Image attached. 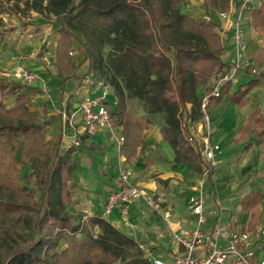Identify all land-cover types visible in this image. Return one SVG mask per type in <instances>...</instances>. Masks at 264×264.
Instances as JSON below:
<instances>
[{"label": "trees", "instance_id": "obj_1", "mask_svg": "<svg viewBox=\"0 0 264 264\" xmlns=\"http://www.w3.org/2000/svg\"><path fill=\"white\" fill-rule=\"evenodd\" d=\"M1 2L9 7L10 2L15 6L21 0H0V6ZM185 2L79 0L75 5L73 0H48L44 5V0H34L31 10L59 21L55 63L63 89L84 75L77 68L78 54L83 52L86 73L111 86L113 102L108 99L104 105L112 126L121 127L124 137L119 156L129 163L141 156L151 164L152 147L144 132L152 125L150 116L160 115L159 132L174 150L173 161L186 174L202 175L206 160L188 140L189 129L204 120L202 99L210 95V115L223 101L244 107L250 103L251 92L264 86V71L235 92L231 93L232 82L225 81L218 96L210 94L217 77L227 71V62L221 58L226 43L219 39L218 23L189 14L183 8ZM206 5L224 12L230 0H207ZM248 12L251 27L264 35V3L251 6ZM6 86L0 84L3 97ZM13 86L20 90L13 105L0 101V264H151L141 244L102 215L82 213L81 221H72L68 205L78 166L74 147L64 153L50 150L52 141L45 136L49 121L28 107L31 87L21 81ZM131 100L141 102L144 112L137 113ZM252 131L264 146L260 108L244 119L234 143L245 142V150H250ZM261 178L264 181V174ZM262 188L250 189L234 205L237 216L242 211L250 213V228L264 200V184ZM26 230L34 231V240L28 241ZM17 239L23 245H14Z\"/></svg>", "mask_w": 264, "mask_h": 264}, {"label": "crops", "instance_id": "obj_2", "mask_svg": "<svg viewBox=\"0 0 264 264\" xmlns=\"http://www.w3.org/2000/svg\"><path fill=\"white\" fill-rule=\"evenodd\" d=\"M206 2L207 0H186L183 8L195 17L207 20L213 19L218 23L219 37H221L222 43H226L223 59L227 62L228 69L234 60L235 43L231 38L232 33L224 31V18L221 17L220 11L207 6ZM262 3H264V0H259L251 6H259ZM230 7L229 9H231ZM28 13H30L28 18L11 19V22L6 18L10 28L5 25L4 27L9 29L0 32V84L7 85L2 92L4 97L0 94V101L3 100L5 104L11 106L16 95L19 94L20 90L15 88L13 84L20 81L9 75L13 68L22 65L29 71L39 74V80L28 84L32 89L30 92L32 98H29L28 107L33 111H37L42 120L49 121L47 126L49 130L46 136L49 141H52L51 150L53 152L60 151L64 153L68 147H74V158L78 166L73 173L74 181L71 183V189L79 193L80 204L84 205V208L83 206H79V208L84 210L85 212H83L87 216L103 215L109 191L118 186L119 161L124 157L119 156L118 148L115 147L107 131H98L94 135H88L84 132L80 115L76 114L77 105L82 96L87 94L93 96L97 93L94 85L91 86L86 82V79L91 75L84 73L81 78L72 79L65 85L64 89L62 88L63 82L61 78L57 77L55 63L56 45L59 39L57 32L59 21L45 18L34 9L28 10ZM240 22L245 30V43L252 59V55L258 52L257 49L261 45L264 47V35L251 27V17L248 11L243 13ZM33 28H42L46 38L37 41L34 34L31 33ZM49 32L52 34L50 37H48ZM47 37L50 38V42ZM77 44L78 41L75 42V46ZM79 56L80 61L87 60L86 53H80L78 58ZM252 62L255 65L257 64L258 70L263 69L264 64L262 66L258 60L252 59ZM80 67V63L77 62V68ZM78 74H80L79 71ZM258 74L259 72L252 74L248 68L238 70L235 74V80L231 84V93L235 92L239 85L246 87V84ZM111 95L113 99V90ZM257 108L264 112L263 84L251 92L250 103L244 107H237L232 102L223 101L219 107L212 109L211 116L217 118L213 140L221 145L222 152L219 156L220 164L215 172L211 173L202 191L205 201L204 214L205 219H207L204 224H201V229L204 231H211L217 223L223 225L229 223L233 230L237 232H255V230L264 226V200L259 204V216L253 228H250V213L242 211L240 216H237L238 209H234V205L250 189H263L264 181L261 176L256 179V181L259 179L258 186H256V181H254L255 185L252 184L250 187L245 185L246 182L243 181L246 178L244 177L246 173L254 166L252 164L254 159L258 165V160L254 157L255 153L258 154L260 150H264V146L258 144V136L254 131L251 132L248 142L253 146L250 150H245V142L237 145L233 141L244 119ZM147 132H150V130L144 132L145 137ZM154 136L155 140L161 143V133L159 136ZM146 140L150 144L152 143L147 138ZM171 151L174 152L173 148H171ZM231 158L237 160L236 172H231V164H227V161ZM173 159L168 160V162L173 161ZM129 165L131 167L130 177L134 185L144 188L150 195H154L155 191H159L161 192L160 196H164V190L169 193L164 199V202H167L166 207L159 212L160 214H154L149 209L150 206H148L145 199L140 198L129 203L126 211L115 207L106 219L119 229L132 235L141 244L140 247L146 258L148 253H153L154 257L161 256L167 264H173L176 254L183 250L175 241L174 233L185 234L198 227L197 215L193 213L188 205V199L191 195L199 193L196 188L201 182L202 175L192 172L186 174L184 169H180L188 175L185 178V184L180 185L178 183L179 178L176 176L178 172L171 168L164 170L165 166L162 165L163 168L157 163L153 164V162L147 165L140 158L129 163ZM221 167L222 169H220ZM241 174V180L237 181L238 175ZM154 175L155 178L153 179ZM168 180L169 188H163L164 190H162L160 187L163 186H160V183L166 184ZM242 187L247 191L237 197L238 199H235V194L242 191ZM215 199L220 201L219 208L214 203ZM215 210L218 211V215L213 213ZM234 218H237V221ZM127 221L130 224H127ZM260 238L258 241L263 243L264 236ZM219 243L224 245L226 242L224 239H219Z\"/></svg>", "mask_w": 264, "mask_h": 264}, {"label": "built area", "instance_id": "obj_3", "mask_svg": "<svg viewBox=\"0 0 264 264\" xmlns=\"http://www.w3.org/2000/svg\"><path fill=\"white\" fill-rule=\"evenodd\" d=\"M230 2L231 9L222 11L220 14L226 21L223 26L224 31L232 33L231 38L235 43L234 60L227 71L219 75L213 83L210 94L215 96H218L220 86L225 81L234 82L238 70L248 68L252 74L259 72L257 71L258 68L255 67V63L248 57L245 30L240 22L243 13L250 9L251 4L259 2V0H231ZM72 54L73 52H71ZM9 75L24 84H32L40 79L38 73L29 71L22 65L13 68ZM86 82L91 86L94 85L97 93L93 96L90 94L82 96L77 105L76 114L80 115L83 131L88 135H94L98 131H107L119 151L124 142V137L121 133H119V136L116 132L121 131V127L112 126L109 112L106 105H104V101L107 100L108 94L112 92V88L109 84L106 85L104 81L98 80L92 75L86 79ZM209 96L205 95L202 99L204 120L197 122L189 129L188 137L191 145L196 149H200L203 158L206 160L201 182L196 188L199 193L191 195L188 199V205L193 213L197 215L198 227L185 234L174 233L175 241L183 250L176 254L173 264H264V242L258 241L261 236H264V227L258 228L255 232H237L233 230L229 223L228 225L217 223L211 231L201 229V224H204L207 220L204 214L203 187L211 173L220 164L219 156L222 152L221 145L213 140L215 131L212 116L208 113ZM182 125L185 127L186 123L184 122ZM119 163L118 186L111 189L102 216L108 217L115 207L126 211L129 203L140 198H144L148 206L155 208L154 195H150L144 188H139L131 182V167L125 157ZM157 200H161V197H157ZM214 203L218 208L221 205L219 199H215ZM213 213L218 215L217 210ZM127 224H130V222L127 221ZM219 239H224L226 243L221 245ZM147 259L151 261V264H167L163 257H154L153 253H148Z\"/></svg>", "mask_w": 264, "mask_h": 264}, {"label": "rangeland", "instance_id": "obj_4", "mask_svg": "<svg viewBox=\"0 0 264 264\" xmlns=\"http://www.w3.org/2000/svg\"><path fill=\"white\" fill-rule=\"evenodd\" d=\"M79 0H73V4L76 5V3H78ZM20 2V1H19ZM16 4L15 6H13V2H10L9 4V7H7L8 5L7 4H4L1 2V6H0V12H4L2 15H0V32L3 30V31H6L10 28V26H8V21L7 20H10V22L12 21L11 19L13 20H18V19H21V18H28V16H30L28 13V10L30 11L31 10V7L33 6V2L34 0H21V3ZM48 2V0H44V5H46ZM5 5V6H4ZM13 6V7H12ZM4 7V8H3ZM11 10V11H10ZM6 18H8L6 20ZM51 19H53V21H58V19H55V17L51 16L50 17ZM224 21V24L226 23L225 19L223 20ZM11 24V23H10ZM7 25L9 28H5L4 26ZM222 31V30H220ZM31 33L34 34V37L36 38L37 41H42L44 40L46 37V34L42 31V28H33ZM48 37H50L52 34L51 32L48 33ZM47 37V38H48ZM49 42H50V38H48ZM219 39L221 40V37H219ZM246 42V41H245ZM263 45H261L258 49H257V53L255 55H252V59H254L253 57H255L259 64H261L263 66L264 64V47H262ZM248 47V46H247ZM108 49L109 47H107L106 51H105V54L108 52ZM78 54V52L75 51V56ZM224 55V53H223ZM223 55L221 58H223ZM251 55L249 54V50H248V57H250ZM80 58V56H79ZM78 58V63H80V68H78V71L80 72V74H84L86 73V69L88 67V62L87 60L86 61H80L81 58L79 59ZM251 59V57H250ZM251 59V60H252ZM84 60V59H83ZM256 68L259 69V67H257V64L255 65ZM259 72L261 71H264V67L262 70H257ZM255 74V73H254ZM257 74V73H256ZM19 81V80H18ZM24 85V83H23ZM32 98V96L30 97ZM108 99H110V101L113 102V99H112V95L111 93L108 94L107 96ZM129 104L131 105V107L137 112V113H142L144 112V107L142 106L141 102H139L138 100L135 101V100H131L129 102ZM150 118H152V125L151 127L149 128L150 132H147L146 134V138L151 141V146H152V149L149 151V155H150V158L154 163H157L158 165H160L161 167L165 166L166 168H164V170H168V169H173L174 171H177L178 173L176 174V176L179 178L178 179V183L181 184H185V178L188 176L186 175L185 173L182 172V170L179 169V165L175 162V161H171V162H168V160L170 161V159L174 158V152L171 151V148L169 146V144H167L166 142H164L163 140H161V143H158L156 140H155V136H159V130L163 124L162 122V118H160V115H151ZM214 118V117H213ZM217 118H214L212 119V122H213V128L215 127V120ZM162 122V123H161ZM203 125V124H202ZM48 130L49 128H45V136L46 134H48ZM119 136H120V131L116 132ZM259 144V143H258ZM115 145V144H114ZM52 146V145H51ZM116 147V146H115ZM51 150V149H50ZM173 152V153H172ZM257 156V157H256ZM254 157L258 160V165L257 163H255V159L253 160L252 164L254 165L251 169H249V171L246 173V175L244 177H246L243 181L246 182L245 185H248L249 187L253 184L255 185V182L256 179L260 176H262L264 174V168H263V165H264V150H260L258 152V154L255 153ZM139 158L141 159V156H139L137 158V160H139ZM136 160V161H137ZM174 160V159H173ZM175 162V163H173ZM228 163L227 164H231L230 166V170L231 172H236V167H237V160L236 159H229V161H227ZM170 163H173V164H170ZM163 165V166H162ZM176 167V168H175ZM222 169V167L220 168ZM158 171V170H157ZM181 172V173H180ZM215 172V170L213 171V173ZM180 173V175H179ZM131 174V173H130ZM155 178V175L153 176V179ZM242 178V174L241 175H238V178H237V181L241 180ZM232 179H235V178H232ZM258 181L259 179L256 181V186H258ZM131 182H132V179H131ZM133 183V182H132ZM159 184V182H158ZM161 185L160 186H163V187H160L162 188V190L164 189H168V184H169V180L166 184L164 183H160ZM31 187H33L32 184H30ZM244 186V185H243ZM255 186V187H256ZM164 188V189H163ZM243 189V190H242ZM245 188H241L242 191H238L236 194H235V199H238L237 197H240L243 193H245L247 190H244ZM111 191V190H110ZM109 191V193H110ZM88 192V191H87ZM74 195H73V200H72V203L70 205H68V208H69V211L71 212V218H72V221L75 222V223H78L79 221H81V217H82V213H84L85 211L84 210H81V208H79V206H83L84 208V205H81V198L79 196V193L78 191H73ZM160 193L161 192H157L155 191L153 194H154V198H153V203L155 205V208L152 206L149 207V209L152 210V212L155 214H160L159 212L162 211V209L164 207H166V204L167 202H164V199L166 197L167 194H169L167 191L165 192V190L163 191L164 193V196H160ZM109 195V194H108ZM157 197H161V200H157ZM37 200L39 198V194H37L36 196ZM80 204V205H79ZM84 211V212H83ZM152 213V214H153ZM262 216V215H261ZM263 217V216H262ZM83 218V217H82ZM264 218V217H263ZM235 221H237V218H234ZM261 227H264V226H261ZM24 233H26L27 235V238H28V241H32L34 240V231L33 230H26ZM23 241L20 240V239H17L13 244L14 245H18V246H21L23 245ZM116 264H121L120 262H116Z\"/></svg>", "mask_w": 264, "mask_h": 264}]
</instances>
